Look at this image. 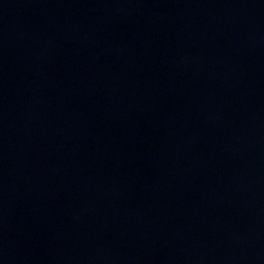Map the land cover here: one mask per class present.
Returning a JSON list of instances; mask_svg holds the SVG:
<instances>
[{
  "label": "water",
  "instance_id": "obj_1",
  "mask_svg": "<svg viewBox=\"0 0 264 264\" xmlns=\"http://www.w3.org/2000/svg\"><path fill=\"white\" fill-rule=\"evenodd\" d=\"M0 264H264V0H0Z\"/></svg>",
  "mask_w": 264,
  "mask_h": 264
}]
</instances>
